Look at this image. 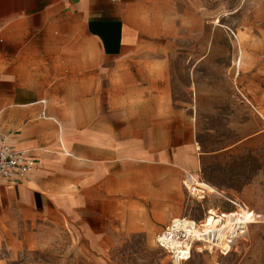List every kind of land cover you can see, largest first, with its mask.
I'll return each instance as SVG.
<instances>
[{
    "label": "crops",
    "instance_id": "0c3cea01",
    "mask_svg": "<svg viewBox=\"0 0 264 264\" xmlns=\"http://www.w3.org/2000/svg\"><path fill=\"white\" fill-rule=\"evenodd\" d=\"M142 6L0 0V134L36 161L25 177H0V207L59 211L68 198H95L97 214L114 221L126 192L158 208L169 167L194 182L203 158L193 116L169 90V50L143 44Z\"/></svg>",
    "mask_w": 264,
    "mask_h": 264
},
{
    "label": "rangeland",
    "instance_id": "374dc122",
    "mask_svg": "<svg viewBox=\"0 0 264 264\" xmlns=\"http://www.w3.org/2000/svg\"><path fill=\"white\" fill-rule=\"evenodd\" d=\"M142 1L143 44L169 50V90L193 116L203 160L189 184L204 198L188 192L187 172L169 167L158 208L126 192L114 221L97 214L95 198H68L59 211L0 207V264H174L157 244L166 227L153 225L157 217L200 222L239 204L257 218L236 247L224 255L196 244L182 264H264V0Z\"/></svg>",
    "mask_w": 264,
    "mask_h": 264
},
{
    "label": "built area",
    "instance_id": "2783aa9c",
    "mask_svg": "<svg viewBox=\"0 0 264 264\" xmlns=\"http://www.w3.org/2000/svg\"><path fill=\"white\" fill-rule=\"evenodd\" d=\"M35 166V159L29 157L25 151L14 149L7 137L0 134V177L10 180L22 178ZM187 176L186 174L184 184L188 192L193 197L204 198V195L191 190L187 184ZM238 206L234 212L210 211L209 215L200 222L185 216L174 218L157 236V244L168 252L174 264H182L188 260L196 244L216 249L226 255L236 247L248 231L250 223L257 218L248 208L241 204ZM210 217L213 219L209 223Z\"/></svg>",
    "mask_w": 264,
    "mask_h": 264
},
{
    "label": "bare ground",
    "instance_id": "6f19581e",
    "mask_svg": "<svg viewBox=\"0 0 264 264\" xmlns=\"http://www.w3.org/2000/svg\"><path fill=\"white\" fill-rule=\"evenodd\" d=\"M218 20H219V19H218ZM218 20H217V21H218ZM218 22H219V21H218ZM193 192H194V193H197V192H195V191H193ZM197 194H198V193H197Z\"/></svg>",
    "mask_w": 264,
    "mask_h": 264
}]
</instances>
